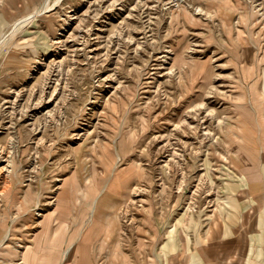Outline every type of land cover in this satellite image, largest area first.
<instances>
[{
	"label": "rangeland",
	"instance_id": "rangeland-1",
	"mask_svg": "<svg viewBox=\"0 0 264 264\" xmlns=\"http://www.w3.org/2000/svg\"><path fill=\"white\" fill-rule=\"evenodd\" d=\"M233 1L242 11L226 18L216 0H0V145L13 160L0 172V264L41 247L73 175L111 193L106 249L131 264H166L180 237L217 226L235 175L234 43L264 34V0ZM103 248L95 264H109Z\"/></svg>",
	"mask_w": 264,
	"mask_h": 264
},
{
	"label": "crops",
	"instance_id": "crops-1",
	"mask_svg": "<svg viewBox=\"0 0 264 264\" xmlns=\"http://www.w3.org/2000/svg\"><path fill=\"white\" fill-rule=\"evenodd\" d=\"M216 1L226 18L242 11L233 0ZM236 38L233 53L239 50V56L231 63L239 67L236 79L240 85L235 95L239 99L234 109L235 127L227 141L235 166V175L225 187L227 212L211 231L190 240L180 237L171 244L166 264H264V52H260L264 34L255 27L237 33ZM64 186L43 243L41 247L39 242L31 245L25 253L26 264H59L62 259H66L64 264H95L92 246L98 240L104 247L100 253L109 264H131L128 255L106 249L113 235L109 190L87 189L78 183L76 175L69 176ZM34 201V195L26 190L22 208L29 210ZM5 220L0 218V226H6ZM52 224L58 226L55 231ZM63 241L66 250L62 249ZM1 252L10 259L9 253Z\"/></svg>",
	"mask_w": 264,
	"mask_h": 264
},
{
	"label": "bare ground",
	"instance_id": "bare-ground-1",
	"mask_svg": "<svg viewBox=\"0 0 264 264\" xmlns=\"http://www.w3.org/2000/svg\"><path fill=\"white\" fill-rule=\"evenodd\" d=\"M30 16H33V14L32 15H29V17ZM28 17V18H29ZM23 20H21V21H17V22H15L16 24H19V23H21ZM17 26V25H16ZM15 27V26H14ZM13 29H15V28H13ZM2 36V35H1ZM5 36V35H4ZM6 37V36H5ZM59 38V37H58ZM65 44V43H64ZM82 47V46H81ZM48 78V77H47ZM53 81V80H52ZM51 84V83H50ZM21 92V91H20ZM42 93H43V95H46V91L45 90H42ZM48 94V93H47ZM24 96V95H23ZM9 99V98H8ZM16 99H17V97H16ZM19 99V98H18ZM30 99V98H29ZM52 99V98H51ZM51 99H49V100H47V101H44L43 100V96H42V94H41V103L42 104H40V106H45V103H49L50 101H51ZM9 102V101H8ZM16 102V101H15ZM38 103L36 102V101H31V103H30V105L28 104V103H26L25 104V106H24V108L26 109H28L29 110V107H32V106H34V107H38V105H37ZM9 105V104H8ZM47 105V104H46ZM17 106V105H16ZM14 108V107H13ZM49 109V108H48ZM46 112V111H45ZM32 113H35V112H32ZM49 116H52L53 114H51V113H47ZM9 115V114H8ZM36 129H37V127H36ZM13 139H15L13 136H12V139L10 140V141H12L11 143H13ZM0 161L1 162H4V161H6V163H4V165H1L0 166V172L1 171H6V175L10 172V171H12V169H11V165H12V162H13V160H12V154H11V149H9V150H7V148L5 147V146H1L0 145Z\"/></svg>",
	"mask_w": 264,
	"mask_h": 264
},
{
	"label": "built area",
	"instance_id": "built-area-1",
	"mask_svg": "<svg viewBox=\"0 0 264 264\" xmlns=\"http://www.w3.org/2000/svg\"><path fill=\"white\" fill-rule=\"evenodd\" d=\"M16 105H15V103H13V105H11L10 107H15ZM40 106H38V107H34V106H32V107H29V110L27 109V112L29 113L28 115H27V117H33V116H35L36 115V112L38 111V108H39ZM16 111H17V109L15 108L14 109V111H13V113H15V114H17L16 113ZM30 111V112H29ZM32 112H35V113H32ZM33 114V115H32ZM35 128H36V126H35ZM39 129H40V126H37V130L39 131Z\"/></svg>",
	"mask_w": 264,
	"mask_h": 264
}]
</instances>
